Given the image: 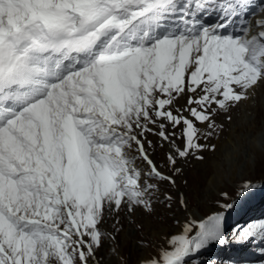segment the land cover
<instances>
[{
	"label": "snow or ice",
	"instance_id": "6c2138e0",
	"mask_svg": "<svg viewBox=\"0 0 264 264\" xmlns=\"http://www.w3.org/2000/svg\"><path fill=\"white\" fill-rule=\"evenodd\" d=\"M259 12L264 0H0V264H101L105 218L151 213L159 183L215 151L217 117L264 84ZM257 237L264 219L234 230ZM224 241L223 212L186 217L138 264Z\"/></svg>",
	"mask_w": 264,
	"mask_h": 264
},
{
	"label": "rangeland",
	"instance_id": "374dc122",
	"mask_svg": "<svg viewBox=\"0 0 264 264\" xmlns=\"http://www.w3.org/2000/svg\"><path fill=\"white\" fill-rule=\"evenodd\" d=\"M201 19L211 23L216 17ZM217 123L223 124V129L206 142L215 144V151L204 150L200 153L203 160L190 156L180 161L178 166L182 172L174 175L176 184L159 183L151 213L140 208L128 213L124 209L118 216L105 218L102 228L115 239L106 235L103 247L97 252L101 264H138L142 258L156 255L162 246L167 247V239L181 232L186 217L204 219L216 212L224 213L225 241L213 242L190 255L185 264L264 262V252H261L264 240L257 237L237 243L234 239V230L264 219V84L248 100L218 116ZM148 139L156 140L151 135ZM154 159L157 164L164 163V153L158 147ZM163 170L171 174L170 169ZM245 181L253 187L244 189ZM163 193L172 200H165ZM180 194L186 200V208L178 204Z\"/></svg>",
	"mask_w": 264,
	"mask_h": 264
},
{
	"label": "bare ground",
	"instance_id": "6f19581e",
	"mask_svg": "<svg viewBox=\"0 0 264 264\" xmlns=\"http://www.w3.org/2000/svg\"><path fill=\"white\" fill-rule=\"evenodd\" d=\"M258 15H264V12H260ZM255 18H256V17H255ZM255 18H254V19H255Z\"/></svg>",
	"mask_w": 264,
	"mask_h": 264
}]
</instances>
